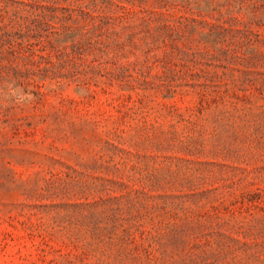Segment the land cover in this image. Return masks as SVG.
I'll return each mask as SVG.
<instances>
[{
	"label": "rangeland",
	"instance_id": "1",
	"mask_svg": "<svg viewBox=\"0 0 264 264\" xmlns=\"http://www.w3.org/2000/svg\"><path fill=\"white\" fill-rule=\"evenodd\" d=\"M0 264H264V0H0Z\"/></svg>",
	"mask_w": 264,
	"mask_h": 264
}]
</instances>
